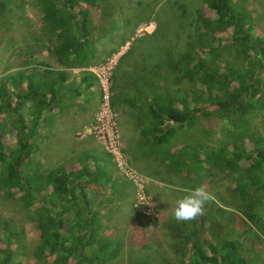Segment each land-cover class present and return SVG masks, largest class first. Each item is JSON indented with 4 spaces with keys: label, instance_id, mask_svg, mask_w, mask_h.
I'll list each match as a JSON object with an SVG mask.
<instances>
[{
    "label": "rangeland",
    "instance_id": "374dc122",
    "mask_svg": "<svg viewBox=\"0 0 264 264\" xmlns=\"http://www.w3.org/2000/svg\"><path fill=\"white\" fill-rule=\"evenodd\" d=\"M235 2L245 13L252 15L254 21L259 22L256 32L264 37V0ZM77 4V9H88L92 26L89 58L85 62L78 59L59 60L57 48L61 37L43 23L40 0H0V93L7 92L13 104L17 100L16 92H21L15 87L12 89V82L7 78L13 72H23L39 81L49 74L66 71L68 65L80 64L95 76L101 74L104 68L111 87L109 100L114 123L104 129V138L94 135L98 125L96 120L102 116V106L106 102L96 77L99 102L85 127L76 130L75 140L71 141V136H65L64 124L60 127L64 134L54 131L56 122H65L67 118L61 114L54 124L47 117L34 135L38 146L33 147L32 155L24 165V173L44 185L49 171L60 166L80 171L87 166L94 170L96 167L92 160L87 162L83 157L78 160L84 146L92 145L95 150L102 151L106 156L100 158L106 164L102 172L105 178L90 182H86V177L79 178L78 186L82 187L81 192L88 196L100 213L94 228L92 248L96 250L105 244L109 245L106 250L110 252L119 246L106 264H187L188 256L184 258L180 251L181 236L198 240L206 251L210 244L232 238L244 253L246 264H264V221L257 224L248 219L247 226H241L238 220L245 217L243 212H237L234 206L225 204L235 203L237 176L251 161L244 157L237 173L228 165L216 164L205 173L204 180L194 174V178L189 180L187 170L178 168L176 159H170L165 154H150V149L138 142L141 124L128 125L130 111L128 113L127 109H130L122 104V101L139 104L142 103L141 98L154 94H160L165 102L178 98L179 105L186 103L192 92L201 88L184 73L196 47L205 52L213 46L219 48L223 65L237 62L240 56L235 43L227 40L213 43L210 32L202 34L207 31L201 25L200 13L205 16L213 14L205 0H97V6L78 0ZM175 7L181 8V11L185 9L184 19L190 8L195 14L192 20L197 17L195 29L191 28L195 32L194 37L190 40L189 33H185L184 51L177 53L178 56L175 54L176 59L173 58V47L181 44V37L180 40L176 39L179 30L176 24H172L171 15ZM186 29L189 31L188 27ZM190 41L193 46L188 45ZM261 58L264 61V55ZM177 64L179 68L173 67ZM259 72L264 73L263 68ZM15 81L19 83V80ZM22 82L27 87L26 80L22 79L20 84ZM133 87L138 94L135 95ZM49 88H53V85ZM66 97L67 91L64 100ZM114 100H118V104ZM0 105L3 106L0 108V126L3 127L0 129V149L12 154L18 144L17 136L1 99ZM201 106L202 112L198 114L194 127L179 131L169 147L204 143L211 148L224 145L231 151L245 154L253 148L254 140L264 136V111L260 116L258 111L250 114L246 126L240 124L235 128L233 120L220 119L216 106ZM259 106L264 108L262 100ZM35 107L30 106L32 109ZM30 108L25 105L21 109L28 124L31 123V118L27 116ZM63 110L70 114V106L68 110L66 106ZM207 112L215 113L207 116ZM240 130L245 132L241 134ZM107 131L112 134V142L120 152L122 165H119L113 153ZM88 135L93 138L84 143L82 140ZM153 173L158 178L151 176ZM164 174L170 178L163 180ZM171 179L176 183L169 182ZM6 183L0 166V248L5 247L7 238L11 237L14 252L12 264H52L54 255L43 254L40 249L44 242L43 230L33 223L32 211L25 206L23 198L12 195ZM202 183L207 184L214 193L215 200L206 205L204 215L188 222L176 221L173 210L177 199ZM217 203L223 209L217 208ZM57 220L62 222L67 232L75 231L70 216L63 215ZM171 224L178 226L170 232L174 241L169 237ZM87 251L91 254L90 250Z\"/></svg>",
    "mask_w": 264,
    "mask_h": 264
},
{
    "label": "trees",
    "instance_id": "16d2710c",
    "mask_svg": "<svg viewBox=\"0 0 264 264\" xmlns=\"http://www.w3.org/2000/svg\"><path fill=\"white\" fill-rule=\"evenodd\" d=\"M77 1L40 0L43 23L61 37V43L57 48L60 61L78 59L85 62L89 58L88 48L92 29L90 13L87 8L77 9ZM96 1L79 0L92 6H97ZM205 3L213 14L205 16L200 13L201 25L207 31L202 34L210 32L213 43H222L226 40L235 43L240 56L237 62L223 65L222 59L219 58V48L213 46L205 52L196 47L193 49L190 65L184 69V73L190 81L198 83L201 88L193 91L186 103L179 105L178 98L173 102H165L160 94H154L152 97L141 98L142 103L139 104H129L124 101L122 104L130 109H127V112L136 115L133 118L135 123L141 124L140 133L137 135L138 142L147 146L150 154L152 152L165 154L170 159H176L179 163L178 168L184 167L187 170L189 180L194 178L193 174L204 180L205 173L216 164L228 165L234 173H237L242 159L244 157L249 159L250 165L243 167L242 173L237 176L238 181L234 190L235 203L225 202V204L228 207L234 206L237 212H243L245 217L238 220L241 226H247L248 219L260 224L264 221V136L254 140L253 148L245 154L231 151L224 145L219 148H211L204 143L196 146H168L177 132L194 127L198 114L202 112L201 104L216 106L220 119L233 120L235 128L240 124L246 126L250 114L258 111L260 116L264 111V108L259 106L261 100L264 103V73L259 72L262 68L264 70V61L261 58L264 55V37L256 32V29L259 30L257 28L259 22L254 21V17L248 12L245 13L235 0H205ZM172 12V24H176L179 30L176 39L180 40L181 37V44H175L173 47V58L176 59L177 53L184 51V39L187 38L185 33L186 35L189 33L190 40L194 37L195 32L191 28L195 29L197 17L192 20L195 14L191 8L185 19L183 18L186 14L185 9L181 11V8L175 7ZM190 44L193 46L192 41L188 45ZM214 56L217 58L213 59ZM173 67L180 66L177 64ZM7 78L21 92H16L15 104L7 92L0 93L2 104L13 121L12 126L18 143L12 154L0 149V166L7 181L5 186L10 188L12 195H20L25 206L31 209L33 223L43 230L44 242L40 247L41 252L54 255L52 264H106L116 254L115 249L119 246L117 245V248L110 252L106 250L109 245L105 244L96 250L92 248L94 228L100 213L95 210L88 196L81 192L82 187L78 186L79 178L86 177V182L105 178L102 172L106 169V164L100 158L93 157L91 160L96 167L94 170L87 166L83 171L68 169L65 166L54 168L47 174L45 186L33 176L24 173V165L31 157L33 147L38 146L34 135L46 119L44 113L50 107H61L64 102L67 91L66 71L56 72V75L51 74L39 81L33 80V76L23 72H13ZM22 79L27 82L26 88H20ZM84 79L92 80V77L88 76ZM15 80H19V83ZM50 85H53V88H49ZM77 92H80L79 88ZM114 101L118 104V100ZM25 105L29 108L31 105H36L35 108H30L27 114L31 118L30 124L27 123V117L21 110ZM1 107L3 106L0 105ZM213 113L215 112L205 114L210 116ZM2 128L1 125L0 129ZM244 132L240 130L241 134ZM148 158L151 161L149 156ZM151 176L156 175L153 173ZM162 177L163 180L170 178L165 174ZM169 182L176 183L172 179ZM216 207L223 209L218 203ZM63 215L71 217L74 232L64 230L62 222L57 220ZM177 227L171 224L169 233L175 231ZM171 233L170 240L174 241ZM257 238L260 239L258 234ZM236 243V240L227 238L217 244H210L206 251L198 240L181 236L180 251L184 258L188 256L187 264H246L243 260L245 255ZM87 250H90L91 254H88ZM13 254L10 237L7 238L5 247L0 248V264H12Z\"/></svg>",
    "mask_w": 264,
    "mask_h": 264
},
{
    "label": "crops",
    "instance_id": "0c3cea01",
    "mask_svg": "<svg viewBox=\"0 0 264 264\" xmlns=\"http://www.w3.org/2000/svg\"><path fill=\"white\" fill-rule=\"evenodd\" d=\"M153 33L154 32L152 33L148 32L147 34H153ZM72 66L69 67L68 65V67L66 68L67 70H66L65 83L67 85L68 98L66 97V100H64L61 107L58 106H54L53 108L50 107L49 110L44 113V116L46 118L48 117V120L53 123L57 121L58 117L61 116V114L63 115V117H65V119L67 118L65 122H61L63 120H60L57 121L56 124L54 123L56 125L54 131L63 132L64 134V130H65L66 131L65 136L68 135L71 136V138H69V140L71 141L75 140L74 134H76V130H79L83 126L85 127V125L87 124L86 122L94 114V111L97 108L96 105L99 102V88L95 74L92 71L88 70V68L82 67L80 64H75L73 67ZM88 76L89 77L91 76L92 80L86 81L84 79V77H88ZM70 81L72 82L70 83ZM23 83L24 82L21 83L20 88L23 87L26 88V85L24 86ZM90 83L91 85H89ZM9 86L10 85L8 84L7 91L10 90ZM14 86L15 85L12 84V89H14ZM78 88L80 92H77ZM65 106L67 107V110L69 109L70 106V114H68L67 111L66 113H64L65 110L61 111V109H63ZM136 113H138V111ZM134 115L135 114L131 112L129 113L128 125L132 126L136 124L133 119L135 118L136 115L135 116ZM62 124H64L63 127L64 130H61L60 128ZM92 138H93L92 136L88 135L86 136V138H83L84 140L82 141L84 143L90 142ZM91 146L92 145H87L82 148L81 153L78 155L79 156L78 160H80L83 157V158H88L87 162H90L91 158L93 157L96 158L106 157L102 153V151L95 150Z\"/></svg>",
    "mask_w": 264,
    "mask_h": 264
},
{
    "label": "clouds",
    "instance_id": "9594fccd",
    "mask_svg": "<svg viewBox=\"0 0 264 264\" xmlns=\"http://www.w3.org/2000/svg\"><path fill=\"white\" fill-rule=\"evenodd\" d=\"M215 200V195L207 184H200L187 191L177 199L173 218L178 222H188L202 216L206 212V205Z\"/></svg>",
    "mask_w": 264,
    "mask_h": 264
},
{
    "label": "built area",
    "instance_id": "2783aa9c",
    "mask_svg": "<svg viewBox=\"0 0 264 264\" xmlns=\"http://www.w3.org/2000/svg\"><path fill=\"white\" fill-rule=\"evenodd\" d=\"M98 76V82L99 85L102 87L103 93H104V98H105V103L102 106V116L100 118H98L97 123L98 125L96 126V132H94V135L96 136H101L102 138L105 137L103 133L104 129H106V127L111 126L114 122L112 121V104L110 105V91H111V87L108 81V77L106 75V70L103 68V71L101 74H97ZM94 127V124H93ZM107 135H108V139L110 142V145L113 146V153L116 155L117 160L119 161V165H122L123 162L121 160L120 157V152L115 148V144H113L112 142V134L109 133V131H107Z\"/></svg>",
    "mask_w": 264,
    "mask_h": 264
}]
</instances>
